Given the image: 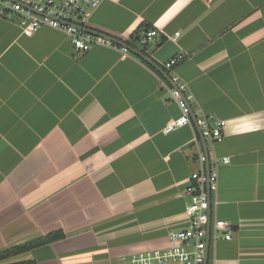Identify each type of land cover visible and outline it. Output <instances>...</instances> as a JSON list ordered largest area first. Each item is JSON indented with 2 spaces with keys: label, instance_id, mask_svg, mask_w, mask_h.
Listing matches in <instances>:
<instances>
[{
  "label": "crops",
  "instance_id": "crops-1",
  "mask_svg": "<svg viewBox=\"0 0 264 264\" xmlns=\"http://www.w3.org/2000/svg\"><path fill=\"white\" fill-rule=\"evenodd\" d=\"M87 27L135 46L162 30L147 49L164 71L183 55L169 74L193 112L226 122L206 144L218 178L210 223L229 222L231 238L210 234L207 264H264V0H102ZM160 77L131 51H76L59 29L27 36L0 17V250L63 233L6 261L131 264L175 245L193 138L204 147L192 118L163 131L181 110Z\"/></svg>",
  "mask_w": 264,
  "mask_h": 264
},
{
  "label": "built area",
  "instance_id": "built-area-1",
  "mask_svg": "<svg viewBox=\"0 0 264 264\" xmlns=\"http://www.w3.org/2000/svg\"><path fill=\"white\" fill-rule=\"evenodd\" d=\"M102 0H0V17L15 22L24 35H31L41 26L47 25L66 33L76 51H86L94 44H107L121 51L130 52L103 37L86 31L92 12ZM162 30L144 29L138 37L136 47L149 56L148 45H156L161 40ZM180 32H175V40ZM183 58L178 54L165 62L164 67L170 76L171 83L160 77L163 87L170 97L179 105L181 114L169 121L164 127L168 133L180 126L191 123V106L184 93L186 84L179 82L177 75H170L174 64ZM184 94V95H183ZM185 96V97H184ZM201 136L208 141H220L223 138L225 120L215 119L210 115L194 112ZM198 115H201L198 117ZM196 147L195 162L198 168L190 173L185 193L189 201L185 207L186 225L179 231H169V237L175 245L164 249H153L135 252L131 255V264H204L207 245V222L210 214L211 197L217 190V164L209 163L197 137L193 138ZM217 237L222 233L225 239L231 238V224L222 219L210 223L209 235Z\"/></svg>",
  "mask_w": 264,
  "mask_h": 264
},
{
  "label": "trees",
  "instance_id": "trees-1",
  "mask_svg": "<svg viewBox=\"0 0 264 264\" xmlns=\"http://www.w3.org/2000/svg\"><path fill=\"white\" fill-rule=\"evenodd\" d=\"M139 35L137 36L138 39ZM128 45L130 46H135L133 40H127L125 41ZM63 233L58 231V232H53V233H48L47 235L44 236H39L37 238H34L29 241H25L19 244H14L12 246H9L3 250H0V264H36V262L33 259H25V260H18V261H6L7 259L14 257L16 255L22 254L38 245H42L45 243H48L50 241H53L55 239H58L62 237Z\"/></svg>",
  "mask_w": 264,
  "mask_h": 264
},
{
  "label": "water",
  "instance_id": "water-1",
  "mask_svg": "<svg viewBox=\"0 0 264 264\" xmlns=\"http://www.w3.org/2000/svg\"><path fill=\"white\" fill-rule=\"evenodd\" d=\"M86 31H88L89 33L93 34V35H96V36H100V37H103L107 40H110L120 46H124L125 48H127L129 51H131L132 53L138 55L139 57H141L142 59H144L146 62H148L149 64H151L154 68H156L163 76L166 80H168L170 83H171V79H170V76L167 74L166 71L162 70L158 65L157 63L148 55H146L144 52H142L140 49H138L136 46H130L128 45L126 42L122 41V40H119L113 36H110L109 34H106V33H102L100 31H97V30H94V29H91V28H84ZM184 95V94H183ZM185 97V96H184ZM190 117L192 118V120L195 122V124L197 125V119H196V116L191 108V112H190ZM198 127V126H197ZM202 139V144H203V147H204V151L206 153V155L208 156V150H207V144H206V140L201 137ZM209 157H208V160L206 162V168L207 170H209ZM209 227H210V214H209V219H208V222H207V245H206V253H205V259H204V264H207V250H208V246H209Z\"/></svg>",
  "mask_w": 264,
  "mask_h": 264
}]
</instances>
